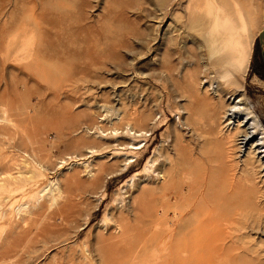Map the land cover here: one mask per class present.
Returning a JSON list of instances; mask_svg holds the SVG:
<instances>
[{
  "label": "rangeland",
  "instance_id": "1",
  "mask_svg": "<svg viewBox=\"0 0 264 264\" xmlns=\"http://www.w3.org/2000/svg\"><path fill=\"white\" fill-rule=\"evenodd\" d=\"M263 24L264 0H0V264H102L121 218L155 264L170 211L180 264H264V177L222 119L232 93L264 128Z\"/></svg>",
  "mask_w": 264,
  "mask_h": 264
},
{
  "label": "bare ground",
  "instance_id": "2",
  "mask_svg": "<svg viewBox=\"0 0 264 264\" xmlns=\"http://www.w3.org/2000/svg\"><path fill=\"white\" fill-rule=\"evenodd\" d=\"M263 27H264V24L262 26V29H263ZM262 29L259 32L258 36L262 32ZM206 82L209 83L208 81L205 80L204 82H202L203 85H206L207 84ZM214 83H215V81H211L209 84H207L206 88H208L210 91H212V93L217 94V96H219V93H216V91L219 89H217V85L214 86ZM228 95L229 96H227V98H226L227 106L225 107V110L223 109L224 114H223L222 119L224 122V127H226V130H228L230 128L231 130H234V132H235L234 136H236V138H234V142H235V146H236V151H235L236 158L244 156V158L246 157L248 159H250V158L254 159V161L258 165L257 167L259 168L258 172H260L261 176L264 177V128L262 127L260 120L253 113L252 109H250V107H248V106H244V104L242 103V96H239L236 94L234 95L232 93H229ZM224 104H226V103H224ZM98 128H100V127H98ZM125 133H127L128 136L133 137V139L137 138V137L143 138L146 136L145 131H142V130L141 131H135V130L129 129V128L126 130ZM132 144L126 145V147L131 149V150H138L141 148V147H136L137 145H134L135 143L133 144L134 146ZM88 152H92V150H90ZM154 152H156V149L154 150ZM154 152H153V154H155ZM153 164H154L153 159H149L147 161L146 165L144 166L145 170L147 172H149L150 168L153 166ZM156 176H158V173L156 174ZM162 179H163V176L160 175L159 181H161ZM181 208H183V207H180V210L182 211L183 209H181ZM176 209H174V210H176ZM187 209H186V211H187ZM147 210H149V209L147 208ZM177 210H179V209H177ZM147 212L148 211H146V213ZM178 214H179V212H178ZM177 216H178L177 212L174 214V212L170 211V213L168 214V219H165L167 217L164 218L166 220V222H164L165 223L164 226L162 225L163 222H161V220H159V219H158L159 220L158 223H156V225L158 224L159 228H161L159 230L157 229L159 231V233L155 236V238L157 239L156 241L158 242L159 245H161V246L163 245L166 248H167V246H169V248L165 250L166 256L164 259H161L160 255L158 254L159 258H156L155 264H180L183 259H190V258L186 257L187 254L184 255L185 251L194 252L195 250L199 249L198 245L196 244V241L193 242L192 241L193 239L189 240V239L185 238L186 236L190 235V231H189L190 225L188 224L186 226L188 221H187V223H185L186 222V221H184L185 218L184 219H182V218L178 219L179 216L178 217ZM150 219H151V216L149 213V214H146V218H144V219L141 218V220H139L138 218H134V219H132V222L137 221V222L141 223V226H144L148 222L150 223V221H149ZM152 221H153V218H152ZM129 222H131V220L127 219V218H121L118 222L116 221V223H117L116 238H119L117 240V241H119V243H117V247H118V253L117 254H118V256H113L114 253L112 251L111 246L106 247L107 245L105 246V244H104L105 247L103 248L102 253H101L103 256L102 264H140V262L143 264V261L141 260L142 249L138 247L139 245L136 247L133 245V243L135 244L134 240L138 239V237L137 238H136V236L134 237L133 232H131L132 229L130 227H126V225H125ZM190 223H192V222H190ZM155 227L158 228L157 226H155ZM139 228H140V226H139ZM135 229H138V228H135ZM178 238L180 240H178ZM105 239H107V238H105ZM104 241H106V240H104ZM107 242H108V240H107ZM106 244H109V243H106ZM141 245H143V244H141ZM202 245L205 246V244H202ZM114 247H116V246H114ZM157 247H159V250H160V246H157ZM201 248H202V246H201ZM160 252H161V250H160ZM162 255H164L163 250H162ZM193 256H195V255H193ZM193 256H191V257L193 258ZM210 259H212V258L210 257ZM210 259L207 260L206 257L195 258V259H193L192 262H190V264H224V263L226 264L225 259H222V258H215L214 262L210 261ZM148 261H150V260H148ZM190 261H191V259H190Z\"/></svg>",
  "mask_w": 264,
  "mask_h": 264
},
{
  "label": "water",
  "instance_id": "3",
  "mask_svg": "<svg viewBox=\"0 0 264 264\" xmlns=\"http://www.w3.org/2000/svg\"><path fill=\"white\" fill-rule=\"evenodd\" d=\"M258 41L261 45L264 46V27L262 29V32L260 33V35L258 36Z\"/></svg>",
  "mask_w": 264,
  "mask_h": 264
}]
</instances>
